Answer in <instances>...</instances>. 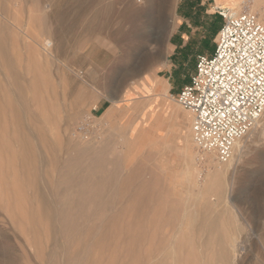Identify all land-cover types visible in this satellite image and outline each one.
<instances>
[{
    "label": "rangeland",
    "instance_id": "obj_1",
    "mask_svg": "<svg viewBox=\"0 0 264 264\" xmlns=\"http://www.w3.org/2000/svg\"><path fill=\"white\" fill-rule=\"evenodd\" d=\"M53 1L0 0V264H264V115L223 170L178 102L219 9L264 17V0H174L164 66L133 78L159 50V16L97 0L92 37L87 0ZM58 1L61 53L44 49ZM90 115L94 138L75 139Z\"/></svg>",
    "mask_w": 264,
    "mask_h": 264
},
{
    "label": "built area",
    "instance_id": "obj_2",
    "mask_svg": "<svg viewBox=\"0 0 264 264\" xmlns=\"http://www.w3.org/2000/svg\"><path fill=\"white\" fill-rule=\"evenodd\" d=\"M218 13L224 21L214 53L198 56L178 102L192 116L191 136L197 150L227 163L236 144L264 115V17L249 10L235 14L219 9ZM96 130L95 116L90 115L76 125L72 136L86 142Z\"/></svg>",
    "mask_w": 264,
    "mask_h": 264
},
{
    "label": "bare ground",
    "instance_id": "obj_3",
    "mask_svg": "<svg viewBox=\"0 0 264 264\" xmlns=\"http://www.w3.org/2000/svg\"><path fill=\"white\" fill-rule=\"evenodd\" d=\"M53 1V0H52ZM57 1V0H56ZM61 1V0H60ZM97 0H87V6H88V9H91L90 13H91V18H90V21H89V25H88V32L89 34L92 36V37H96L98 35V29L95 28L96 26V16H95V13H93V7H94V4ZM133 2H138V0H132ZM54 2V1H53ZM139 2L142 3V6H143V10H142V13L144 15V17L146 19L150 18V17H156V16H159V20L160 22L162 21L164 23V30H163V36L161 39L157 40V42L155 41L156 44H159V50L157 51V53L155 55H152V56H147L143 63H142V66L133 70L129 77L133 78V77H137L141 74L144 73L145 70H147L148 68H161L163 67L164 63H163V59H164V56L161 52V47L163 46V43L165 42V37L169 34L170 32V29H171V26L173 24V21L174 19L172 18V21L171 23L169 24H166V22L168 21L169 18H171L173 16V8H174V0H139ZM219 2V0H218ZM110 3V2H109ZM53 4V3H52ZM61 5V2L56 4H53V11H52V14H50V16H48L50 18V20H52L54 23H58L59 22V25L57 24V28L55 30L54 28V39H48L49 41H47L45 39L44 41V49L45 51H51L53 49H56V48H59V45L61 44V33L62 31H64L63 33L66 34L65 32L68 33L66 27L64 28L62 25H60L62 22L61 20L64 18V15L63 13L61 12L60 10V5ZM219 4V3H217ZM47 5V4H46ZM262 5H263V1H256L254 2L253 4V7H252V10L254 11H258L260 13H264V10L262 9ZM52 6V5H51ZM218 6V5H217ZM237 6V5H236ZM125 7H127L125 5ZM52 8V7H51ZM51 10V9H50ZM106 11V10H105ZM233 11V10H232ZM93 13V14H92ZM99 13V11H98ZM233 13L237 14L239 12H235L233 11ZM126 14V13H125ZM49 15V14H48ZM67 16V15H66ZM95 16V17H94ZM103 16V15H102ZM73 17V16H72ZM101 17V16H100ZM142 18V17H140ZM76 20V19H75ZM110 20V19H109ZM171 20V19H170ZM61 22V23H60ZM148 22V21H147ZM73 26V24H72ZM76 26V25H75ZM122 26V25H121ZM143 26V25H142ZM77 27V26H76ZM141 27V26H140ZM78 28V27H77ZM73 30V28H72ZM68 35V34H66ZM107 40V39H106ZM120 40V39H119ZM93 42V41H92ZM153 42V41H152ZM101 42H99L100 44ZM141 45V43H140ZM146 46V45H145ZM169 46V45H168ZM168 48V47H167ZM58 50V49H57ZM139 50V49H138ZM137 50V51H138ZM170 49H168L169 51ZM63 48H59V53L63 52ZM142 52V51H141ZM164 53V52H163ZM76 55V54H75ZM151 55V54H150ZM137 56V55H136ZM94 74V72H92ZM81 74V73H80ZM155 82V79L153 78V75L151 76H145V83L147 85V89H151V86H153ZM133 83V81H132ZM155 85V84H154ZM139 90V88H138ZM164 90H167V87L166 85L164 86ZM115 94V93H114ZM84 98V97H83ZM114 102V100H113ZM95 108V107H94ZM178 108V107H177ZM263 119V118H262ZM262 119L258 122L257 124V127L258 125H260V123L262 122ZM255 130V129H254ZM258 130V129H256ZM251 133L250 132L247 136H245V138H243L241 141H239L236 146H235V150H234V154L232 156V158L226 163L224 164V166L222 167L223 170H224V167L226 165H229V164H233L235 162H237V160H239V157L248 149V146H247V138L249 136H251ZM182 136L184 137V140H185V143H188L189 142V135L183 133ZM158 141L163 145L165 144V142L163 141V137L161 135L157 136V141L155 142H150L149 139H148V142L152 145L153 147L157 146L158 145ZM211 158H215V154H211L210 155ZM221 168L220 166H216V169H219ZM46 208L48 210H50L49 206L46 204Z\"/></svg>",
    "mask_w": 264,
    "mask_h": 264
},
{
    "label": "trees",
    "instance_id": "obj_4",
    "mask_svg": "<svg viewBox=\"0 0 264 264\" xmlns=\"http://www.w3.org/2000/svg\"><path fill=\"white\" fill-rule=\"evenodd\" d=\"M218 21V20H217ZM220 25H219V22L215 24V27H213L212 31L215 32V33H218L219 30H220ZM214 50H215V45L210 49V52H212V54L214 53ZM211 54V55H212Z\"/></svg>",
    "mask_w": 264,
    "mask_h": 264
},
{
    "label": "crops",
    "instance_id": "obj_5",
    "mask_svg": "<svg viewBox=\"0 0 264 264\" xmlns=\"http://www.w3.org/2000/svg\"><path fill=\"white\" fill-rule=\"evenodd\" d=\"M188 83H189V82H188ZM188 83H187V84H188ZM185 85H186V84H185ZM185 85H184V86H185ZM108 110H109V109H107L106 112H107ZM106 112H105V113H106Z\"/></svg>",
    "mask_w": 264,
    "mask_h": 264
}]
</instances>
